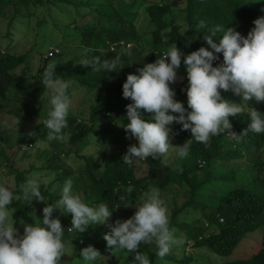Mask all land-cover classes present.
Returning <instances> with one entry per match:
<instances>
[{
	"label": "trees",
	"instance_id": "1",
	"mask_svg": "<svg viewBox=\"0 0 264 264\" xmlns=\"http://www.w3.org/2000/svg\"><path fill=\"white\" fill-rule=\"evenodd\" d=\"M74 2L76 1L15 0L10 4L11 12L6 14L9 24L12 25L16 23V19L24 17L19 8L20 4H25L29 9L43 8L44 14L36 21L38 34L42 36L37 43L39 48L44 43L46 25L51 19L53 25L77 32L76 34L71 33L74 35L61 42L65 43L63 48L69 47L67 52L61 46L51 45L62 49L61 54L59 53L61 59L55 62L57 64L55 75L67 80L69 85L72 83L74 85L76 82L77 87L86 86L89 91L101 88L106 94V99H100L90 106L88 119L82 117V114L80 118L74 114L68 115L64 133L65 136L69 134L67 140L73 144L85 142L86 138L91 135L99 137V132L101 133L102 130L109 131L108 126L117 130L119 141H130L126 138V132L122 127L127 122L126 105L129 104L128 99L122 97V84L126 80L127 69H132L133 66L132 55L128 54V44L140 42L143 49L150 51L149 56H143L145 58L143 63H150L169 45L175 43L186 55L201 46H207L202 39L203 33L200 32L203 30L196 28L200 20H204L208 26L220 24L232 27L246 36L248 31L254 27L253 21L264 15L262 11L264 0H183L182 7L174 0H130L126 12L130 14L134 12V15H138L139 9L143 7L145 20L136 25L125 11L117 19L112 18L115 14L113 0H84L83 3L88 4L90 11L88 15L83 16L81 23L75 18L66 21L57 16V10L63 14L65 7L68 6L71 11L69 13L73 17L75 12L70 4ZM106 4L112 8L111 11L101 9ZM4 5L9 4L0 0V14L3 12ZM94 13L98 16L95 17ZM5 38L11 41L6 46V50L0 47V111L20 118L34 117V114L39 112V107L42 106V103L40 106V100L48 91L41 84V73L50 62L48 59L50 56L46 57L45 65L40 66L36 73L29 76L33 81L32 88L24 96L22 107H19L17 102L13 103L7 94L13 88L22 87L27 78L16 75L15 69L35 60L37 56L41 57L42 53L35 54L31 50L19 54L13 53L10 51L12 38H14L12 31ZM71 48L77 51L76 55L74 51L71 52ZM122 48L126 51L121 52ZM50 52L54 53L53 50ZM118 54L121 60L116 69L117 72H93L91 65L85 67L79 64L82 58L91 59L99 55L103 60ZM143 63H140L141 67ZM216 63L218 61H214L213 66ZM181 71L183 80L177 84L175 99L178 98L187 107L188 82L183 62ZM182 88L185 91H181ZM232 94L231 91L227 93L221 90L222 97L230 101H232ZM248 106L264 112V102H257L254 106L248 104ZM247 112L248 110L245 109L236 117H229L232 131L240 134L247 128L249 122ZM46 113L43 111L39 114L40 122L27 133H25L27 125L21 122H19L17 131L0 128V165H4L11 174H14L16 186L36 169H50V172L46 171L45 174L56 173V177L48 187L40 188V191L44 197L49 195L55 199L58 196L50 192L51 184L56 181L62 183L72 176L71 172L59 162L58 156L62 141H50L56 151L53 157L47 159L53 161L50 166L45 165L39 168L35 163L26 166V162L21 160L23 156H32L31 148L36 147L39 141L46 140L47 129L44 128L42 122ZM150 114L143 113L145 119L152 115ZM170 127L174 132H178L172 138L178 144L183 145L187 139L191 138L189 131H179L180 125L174 123ZM225 135L224 141L213 137L207 144L193 142L188 153L189 159L184 161L169 162L162 156L155 159L152 157L143 159L141 161L147 164V173L143 176L136 174L137 164L135 162L131 165L123 163L122 157L128 147L120 145L119 148L114 149L103 166L95 156L83 155L86 164L85 168L79 170L74 178V191L81 196L87 193L98 196V200L86 203L104 202L110 208L115 207L109 218V222L112 220L111 222L114 223L117 219L132 215L136 210L135 203L139 202L144 193L150 189L172 190L173 185H179L180 189H187L189 194L179 205L175 203L176 195L171 194V201L175 207L171 212L169 226L175 230L174 236L177 240L182 242L173 245L170 252L180 249L183 257L178 259L168 253L165 257L159 258L155 255V249L152 250L143 245L140 252L148 256L150 264H159L166 260L177 261L179 264H190L193 261V255L188 253L185 256L184 253L190 245L195 248H206L216 254L226 256L224 261L213 264H264V232L257 249L252 248L241 257L229 258L233 251L242 245L248 232L261 225L264 227V133L247 132L239 142L230 139L226 133ZM4 147H8L9 151H5ZM96 161L101 168L95 172L94 163ZM225 182L232 186L226 190L222 188L219 190L220 184ZM129 188L132 189L131 192L128 191ZM206 188L209 190V195L217 200L216 204H209L200 198ZM16 190L18 191V187ZM121 198L128 202L127 208L120 202ZM32 202L33 200L31 202L13 201L10 207L17 212L20 219L30 223L32 220L28 214ZM194 208L197 210H193ZM196 214L199 224L193 221ZM61 224L65 230L71 227V215L62 214ZM92 226L90 225L82 233L65 231L66 249L72 248L73 242L77 244L75 245L77 253L71 256L77 264H81L79 260L81 249L88 245L96 249L97 246L101 248L98 239L103 238L105 232L97 233ZM113 256L123 260L125 258L133 260V254L123 251ZM96 264H104V261L98 260Z\"/></svg>",
	"mask_w": 264,
	"mask_h": 264
},
{
	"label": "clouds",
	"instance_id": "2",
	"mask_svg": "<svg viewBox=\"0 0 264 264\" xmlns=\"http://www.w3.org/2000/svg\"><path fill=\"white\" fill-rule=\"evenodd\" d=\"M253 25L245 36L232 27L208 26L200 20L196 28L203 30L200 32L207 46L186 55L175 43L157 55L153 62L141 61L143 66L138 67L136 73H129L131 69H127L122 97L128 99L129 104L126 105L127 122L122 127L126 135L137 143L128 146L122 157L123 163L131 165L136 160L155 159L168 153L173 147L171 139L178 134L170 127L174 123L180 125L179 131L191 134L182 146L175 147L179 158L188 155L193 142L207 144L222 133L237 142L247 132L264 133V112L248 106V101L253 99L264 102V15L256 18ZM132 46L128 44V51ZM124 51L122 48L121 52ZM120 60L119 54L103 60L97 55L91 59L82 58L79 64L91 65L93 72L112 73L117 72ZM214 61H218L215 66ZM182 62L188 82L187 107L175 99L177 85H171L178 79L183 80V75L177 76ZM56 67L55 62H49L41 73V84L49 93L48 111L42 121L49 142L65 139L64 129L71 107L69 82L55 75ZM79 88L94 94L97 92L94 89L89 91L86 86L79 85ZM221 90H230L239 96L240 103L222 97ZM245 109L248 110L249 122L247 128L237 134L232 131L229 117H236ZM144 112L152 115L145 119ZM18 126L17 118L10 122L0 121V128L17 131ZM41 185L46 186L47 180L39 174H33L18 186L11 179L0 180V264H59L60 257L69 254L64 241L65 231L82 233L90 225H106L109 229L103 234L106 249L112 255L122 251L133 254L132 264H150L148 256L137 251L141 243L154 245L155 255L163 258L173 245L182 242L177 240L175 230L169 226L168 207L158 188L144 193L135 203L136 210L130 218L109 223L115 207L110 208L104 202L85 203L73 190L71 178L62 182L59 198L42 208V220L36 217L35 212L28 214L32 222L20 220L21 232L14 227V212L9 206L13 201L31 202L33 198L38 202L46 201L40 191ZM120 202L125 208L129 206L123 198ZM56 210L71 215V227L65 230L59 217H53ZM101 257L99 250L92 245L79 252L81 264H96Z\"/></svg>",
	"mask_w": 264,
	"mask_h": 264
},
{
	"label": "rangeland",
	"instance_id": "3",
	"mask_svg": "<svg viewBox=\"0 0 264 264\" xmlns=\"http://www.w3.org/2000/svg\"><path fill=\"white\" fill-rule=\"evenodd\" d=\"M15 0H4L5 3H8L9 5H4L3 6V12L0 14V47L4 50H6V46L9 45V40L8 38L6 39L5 37L8 36V34L12 31L14 34L13 41L11 42V50L13 53H24L26 51L31 50L35 54L37 52L42 53L41 57L37 56L35 57V60L29 61L26 65H22L15 69V74L21 77H24L26 81L24 82L22 87L18 88H13L11 89L7 96L10 97L13 103L17 102V105L19 107H22V102L24 99V96L26 93L32 88V79L29 78L30 75L33 73H36L37 70L39 69L40 66H43L46 64V57L50 56L48 59H50V62H56L59 59V55L61 54V47L65 46V43H61L65 41L64 39H69L70 36H73L76 34L72 30H68L66 27L65 28H60L58 25H53L52 24V19L49 20L48 24L46 25V35L43 37V45L41 48H39V39L42 38L40 34H38V27L36 25L37 19H39L40 16H42L43 13V8H27L25 4H20L19 8L21 9L24 17L16 19V23H13L12 25L9 24L8 18H6V14L11 12V7L10 4L14 2ZM76 2L70 4V6L73 7L75 15L72 17V14L69 13L71 12L67 7H65L63 14L57 10V16H60L62 19H65L66 21L75 18L78 20L79 23H81L84 19V15H88V12L90 11V7L85 5L83 2L84 0H75ZM114 4V10L115 14L112 18L117 19L119 15L126 12L128 9V3L130 0H113ZM151 1V0H149ZM176 3L180 5V7L183 6V0H174ZM264 8V5H263ZM101 9L103 10H109L111 11L112 8L106 4L105 6H102ZM67 11V12H65ZM5 13V14H4ZM134 13V12H133ZM130 14L126 12L127 16L130 17L132 20L135 21L136 25H139L140 22H144L145 17L143 13V7H141L138 11V15ZM95 17H97V13H94ZM62 27V26H61ZM11 30V31H10ZM42 33V32H41ZM71 33H74L73 35ZM64 44V45H63ZM140 42H137L133 44V46L129 49L128 54L132 55L131 58V63H134L132 66V69L129 71V73H136V69L138 67H141V61H144L143 56H149L150 51L148 49H143L140 46ZM51 45H58V46H51ZM68 45V44H67ZM143 45V44H142ZM53 50L54 53H51L50 51ZM66 52L69 50V47L63 48ZM74 51V54H77V51H75L73 48H71V52ZM60 53V54H59ZM222 57V55L220 54ZM143 58V60H142ZM131 65V64H130ZM177 76L182 77L181 70H177ZM180 79L177 80L176 83L171 84L176 87ZM230 91V90H229ZM227 91V93L229 92ZM48 91L47 93L42 97L40 100V106L42 103V106L39 107V112L37 114H34V117H29V118H20L16 117L12 114H7L5 112L0 111V121H11L13 118L19 119V122L24 123L27 125L25 128V133L30 132L33 130L34 125H38L40 122V113L41 112H47L48 111V104H47V98H48ZM69 96L71 95L70 101H71V107L69 114H74L75 116H78L79 118L84 117L85 119H88V112L90 109V106L97 103L98 100L106 99V94L105 92L101 89L98 88L96 94L93 92H87L86 89H80L77 87L75 84L69 85V90H68ZM232 101L235 103H240V97L235 96L232 94ZM102 97V98H101ZM178 100V98H176ZM44 101V103H43ZM257 102L253 99L248 101V104L250 105H255ZM151 115V114H150ZM39 120V121H38ZM106 123V122H105ZM103 124V123H102ZM101 125V124H99ZM100 129V128H97ZM108 130H102L101 133L99 132L100 136L96 137V135H91L86 138L85 142H78V143H72L67 138L69 137V134H66L65 139L62 141L60 147V152H59V162L61 165L64 166L65 169H67L69 172H71L72 176L70 178L74 182V178L76 177L77 173L79 170H82L85 168L86 164V159L83 158L84 156H89L93 155L95 158L101 163L103 166V163L106 161V159L109 157L111 152L119 148L120 145L123 147H128L131 143H135L136 140L134 138H131L127 136L126 138H129L130 141H119L118 136H117V130L111 126L108 127ZM226 135L225 133L219 134L216 136L220 141H224ZM88 141V143H87ZM171 145L173 147H170L168 153L163 155L164 160H168L169 162L173 160H178V161H184L189 159V155H187L184 158H179L176 155V146H182L178 144L175 140L170 141ZM59 144H57L58 146ZM59 147V146H58ZM5 148V147H4ZM126 150V148H125ZM5 151H9V148L6 147ZM32 156L26 157L23 156L21 157V160L26 162V166H28L31 163H35L36 165L39 166V168L44 167L45 165H52L53 161H48L47 159L50 157H53L56 154V151L53 149V145L51 142L47 140H42L39 141L30 151ZM58 154V153H57ZM13 158V157H12ZM137 164L136 167V174L138 176H143L147 173V164L143 163L141 160H136L134 161ZM58 165V163H57ZM101 165L97 163H94V169L95 172L100 170ZM54 166V164H53ZM50 172V169L44 168L42 169H36L32 173L29 174V177L32 176L33 174H39L42 176L44 179L47 180V185H41L40 188H46L49 186V184L54 181V177H56V173H52L49 175H46L45 173ZM11 179L13 184L15 185V180H14V174H11L9 172L8 168H5L4 165H0V180H8ZM68 179V178H67ZM62 183L60 182H53L51 184V189L50 192H54L55 195H57V198H52L49 195H45L46 201L44 202H38L35 198L33 199V202L30 204V213L35 212V215L38 219H43L42 215V208L46 206L47 204H50L52 202H55L59 198V189ZM231 185L225 183H221L219 186V190L222 188L223 190H226L229 188ZM179 185H173L171 188L172 190H162L161 196L162 198L166 201L167 207H168V215H169V221H170V216L171 212L174 209V204L171 201V194L176 195L177 201L175 202L176 205H179L189 194L188 190L183 188L180 189ZM74 190V188H73ZM76 192V191H75ZM84 202L86 203L87 201H93V200H98V196H95L94 194L87 193L84 196H81ZM200 198L202 200H205L207 203H213L216 204L217 200L215 198L211 197L209 195V190H206L200 195ZM9 208L14 212L12 214L13 221H14V227L18 228L21 232L23 231V226L20 224V217L18 216L17 212L14 211L12 207L9 206ZM197 210V208H194L193 210ZM53 217H59L60 221L62 220V213L59 212V210L54 211ZM129 217H124L123 219H128ZM194 217V215H193ZM195 224H199L198 222V216L196 214V217L193 218ZM112 221V220H111ZM109 223H112V222ZM93 230L97 233H103L109 231L106 225H95L92 226ZM264 232V227L258 226L255 230L248 232L245 238L243 239V243L240 247H238L233 253L229 256V258H237L243 256L245 253H248L250 250H253L258 248L262 241V235ZM175 235V233H174ZM98 244L100 245L101 248L97 246V249L99 250L101 254L100 260L104 261V264H132V261H130L128 258L119 259L116 256H113L107 249H106V243L103 238L98 239ZM77 245L75 242L72 243L71 246L72 248H68L67 252L69 254H64L60 257L59 264H77V261H74L71 259V256L75 253H77L75 248ZM146 245L149 249H155L154 245H148L141 243V245L138 247L137 251H142V246ZM185 256L189 254L193 255V261L190 264H213L216 262H221L226 259V256L216 254L212 252L211 250H208L206 248H195L192 245L188 246L186 248V251L184 252ZM170 255L176 256L178 259H181L183 257V252L180 249L173 250L169 252ZM123 260V261H122ZM159 264H179L177 261H172V260H166L162 261Z\"/></svg>",
	"mask_w": 264,
	"mask_h": 264
}]
</instances>
